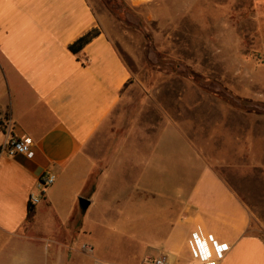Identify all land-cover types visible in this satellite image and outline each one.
<instances>
[{
	"label": "crops",
	"instance_id": "crops-1",
	"mask_svg": "<svg viewBox=\"0 0 264 264\" xmlns=\"http://www.w3.org/2000/svg\"><path fill=\"white\" fill-rule=\"evenodd\" d=\"M99 21L89 0H0V114L12 120L0 148L11 135L31 142L0 149V264H192L193 232L228 244L218 264H264V190L228 175L264 166V114L226 107L198 132L133 124L108 138L130 71ZM258 22L264 59V12ZM44 173L55 180L28 217Z\"/></svg>",
	"mask_w": 264,
	"mask_h": 264
},
{
	"label": "rangeland",
	"instance_id": "rangeland-1",
	"mask_svg": "<svg viewBox=\"0 0 264 264\" xmlns=\"http://www.w3.org/2000/svg\"><path fill=\"white\" fill-rule=\"evenodd\" d=\"M89 2L99 16L100 29L130 71L120 105L103 125L108 138L126 135L133 124L151 125L154 132L166 123H178L189 133L198 132L199 125L224 118L226 107L264 114L258 22L264 4L254 0ZM231 117L233 131L243 130L234 120L236 115ZM258 123L249 115L247 129L257 128ZM257 166L228 175L239 185V176L249 174L253 186L264 190V166ZM258 199L264 203V194Z\"/></svg>",
	"mask_w": 264,
	"mask_h": 264
},
{
	"label": "built area",
	"instance_id": "built-area-1",
	"mask_svg": "<svg viewBox=\"0 0 264 264\" xmlns=\"http://www.w3.org/2000/svg\"><path fill=\"white\" fill-rule=\"evenodd\" d=\"M11 125V118L5 114H0V127L3 126L4 129H10ZM30 145L31 142L28 138L11 135L5 140L0 149L7 155L13 156L16 154H26L30 149ZM54 180L55 176L52 173H44L39 177L37 190L30 192L28 195L29 208L42 199L44 190ZM187 243L192 257L196 259V262L192 264H218L228 250V244L218 243L213 234H207L205 237H201L198 233L193 232L187 240ZM147 264H167L166 256L161 254L147 261Z\"/></svg>",
	"mask_w": 264,
	"mask_h": 264
},
{
	"label": "trees",
	"instance_id": "trees-1",
	"mask_svg": "<svg viewBox=\"0 0 264 264\" xmlns=\"http://www.w3.org/2000/svg\"><path fill=\"white\" fill-rule=\"evenodd\" d=\"M98 34H99V29L93 28V29L89 30L87 33H85L84 35L77 38L74 42L69 44L68 49L72 53L77 54L83 49V47L87 43H89ZM240 106H244V105H240ZM31 209H32V207L29 208L28 217H30Z\"/></svg>",
	"mask_w": 264,
	"mask_h": 264
},
{
	"label": "water",
	"instance_id": "water-1",
	"mask_svg": "<svg viewBox=\"0 0 264 264\" xmlns=\"http://www.w3.org/2000/svg\"><path fill=\"white\" fill-rule=\"evenodd\" d=\"M80 203H81V204H86L87 202H86V200L81 199V200H80Z\"/></svg>",
	"mask_w": 264,
	"mask_h": 264
}]
</instances>
